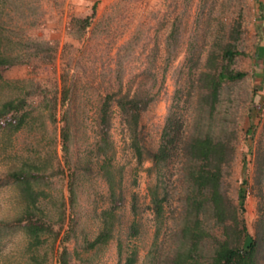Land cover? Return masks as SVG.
Masks as SVG:
<instances>
[{
  "label": "rangeland",
  "instance_id": "374dc122",
  "mask_svg": "<svg viewBox=\"0 0 264 264\" xmlns=\"http://www.w3.org/2000/svg\"><path fill=\"white\" fill-rule=\"evenodd\" d=\"M95 5L91 27L79 34L74 20L91 17ZM229 43L245 53L232 68L247 77L225 88L215 125L217 130L225 127L236 133L237 151L224 188L237 205L241 192L247 191L244 216L250 235L255 236L259 217V198L253 189L256 152L264 150L262 0H0V52L19 60L0 68L9 83L1 86L0 101L34 93L28 99L34 105L32 127L13 135L0 132V221L11 224L0 231V264H59L60 241L55 243L54 234H45L43 244L32 245L24 230L13 224L25 205L18 187L3 183L11 181V171L28 170L32 164L44 177L36 186L44 193L39 205L43 219L57 225L66 204L67 225L61 238L74 220L75 230L67 241L70 264H119L120 242L124 256L131 248L139 251L138 264H151L154 256L162 259L173 242L172 217L178 202L175 185H171L172 205L157 249L148 190L154 178L146 171L151 163L138 164L119 110L114 114L111 137L113 164L116 170L123 169L125 200L115 210V239L89 248L102 229L103 211L112 206L98 164L96 108L104 95L120 87L150 93L155 100L143 115L141 127L147 145L157 148L170 111L181 116L187 127L193 124L198 111L197 75L206 70L209 53L219 52L221 45ZM64 75L72 88L66 104L73 129L70 165L61 137L64 109L59 107L55 125L46 106L55 97L60 103ZM71 169L77 173L73 206ZM134 197L140 232L130 239L127 233L135 220Z\"/></svg>",
  "mask_w": 264,
  "mask_h": 264
},
{
  "label": "trees",
  "instance_id": "16d2710c",
  "mask_svg": "<svg viewBox=\"0 0 264 264\" xmlns=\"http://www.w3.org/2000/svg\"><path fill=\"white\" fill-rule=\"evenodd\" d=\"M96 8L95 5L91 17L74 20L79 34L83 35L91 27ZM234 33L238 34V29H235ZM242 56H245V53L232 43L221 45L219 52L209 53L205 62L206 70L201 71L196 79L197 117L193 124L187 127L181 116L170 111L157 148L147 145L141 127L143 115L155 100L150 93L140 89L133 93L132 89L123 91L120 87L103 96V101L96 108L100 138L97 142L98 164L108 185L112 206L103 211L102 229L95 240L89 243L90 249L105 246L115 239L118 222L115 210L123 205L125 200L122 190L123 169L116 170L113 164L115 151L111 137L114 114L119 110L138 164L143 166L146 161L151 163L146 171L154 178V183L148 190L150 210L156 223L153 244L157 249L163 225L168 219V209L172 205L171 185H175L178 196L174 212L176 215L172 217L173 242L164 251V257L159 260L154 256L151 264H262L264 150L260 148L256 152L253 189L259 198V217L255 224V236H251L244 216L247 191L241 192V204L237 205L224 188L226 176L237 151L236 133L228 132L225 127L218 131L215 125L216 113L225 88L247 77L245 72L232 68L237 58ZM17 63L19 60L17 61L16 57L0 52V68ZM8 84L0 71V89ZM28 94L30 95L0 101V132L13 135L32 127L34 117L31 108L34 105L28 99L34 93ZM71 95L72 88L68 84V76L64 75L60 103L55 97L51 106L46 105L50 108V118L55 125L59 107L64 109L61 137L67 165L71 164L70 145L73 141L71 109L66 107ZM40 170L36 164H32L28 170L11 171L8 174L11 181L3 183V186L8 183L15 184L25 205L24 212L13 224L24 230L33 241L32 245L39 246L43 244L45 234H54L55 243L60 241L59 264H70L67 241L69 234L75 230L74 220L71 219L68 231L61 238L67 225L66 204L62 205L63 211L57 225L43 219V211L39 205L44 193L36 189L37 184L44 179ZM76 182L77 173L71 169L69 190L72 206L76 200ZM132 214L135 220L128 229L130 239L138 237L140 232L137 197L133 198ZM56 226H59L58 230ZM10 227V223L0 221L1 232ZM118 247L119 264L139 263V251L136 248L129 249L124 256L123 243L120 242Z\"/></svg>",
  "mask_w": 264,
  "mask_h": 264
},
{
  "label": "crops",
  "instance_id": "0c3cea01",
  "mask_svg": "<svg viewBox=\"0 0 264 264\" xmlns=\"http://www.w3.org/2000/svg\"><path fill=\"white\" fill-rule=\"evenodd\" d=\"M262 3H263V5H264V0H262Z\"/></svg>",
  "mask_w": 264,
  "mask_h": 264
}]
</instances>
